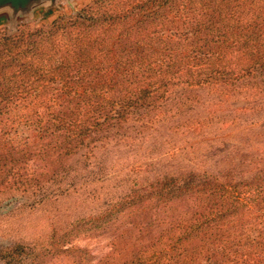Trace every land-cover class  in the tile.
<instances>
[{
	"label": "rangeland",
	"instance_id": "rangeland-1",
	"mask_svg": "<svg viewBox=\"0 0 264 264\" xmlns=\"http://www.w3.org/2000/svg\"><path fill=\"white\" fill-rule=\"evenodd\" d=\"M163 6L149 0H59L49 15L1 14L0 51L40 42L41 55L49 57L43 87L27 95L23 103L31 105L19 104L13 112L41 111L42 100L61 98L67 81L61 66L80 51L79 43L68 45V35L81 32L77 19L90 18L85 24H94L99 36L106 32L103 50L110 46L113 18L163 15L171 5ZM174 25L183 33L189 24ZM219 82L175 86L166 101L138 110L119 129L100 132L86 149L55 161H25L20 167L29 177L22 186L14 182L18 176L0 180V264H126L188 219L193 186L264 176V69ZM28 135L18 125L9 137ZM154 189L159 202L151 203ZM251 234L264 239V220L254 222ZM255 246L254 253L260 251Z\"/></svg>",
	"mask_w": 264,
	"mask_h": 264
},
{
	"label": "trees",
	"instance_id": "trees-1",
	"mask_svg": "<svg viewBox=\"0 0 264 264\" xmlns=\"http://www.w3.org/2000/svg\"><path fill=\"white\" fill-rule=\"evenodd\" d=\"M149 1L171 8L163 15L113 18L110 46L103 50L99 45L106 32L99 36L94 24H85L90 18L77 19L81 32L70 33L68 45L79 43L80 51L61 66V78L67 80L61 98L42 100L41 111L13 112L49 75L43 65L49 57L41 55L40 42L23 51H0L1 182L18 176L13 181L22 186L29 175L22 174L20 164L55 161L86 149L100 132L119 129L138 110L166 101L175 86L239 81L264 69V0ZM175 23L189 24L186 32ZM168 25L172 28L163 29ZM162 29L166 33L160 35ZM18 125L32 135L11 139ZM226 180L193 186L188 219L126 264H264V239L251 234L254 222L264 220V176ZM158 193L154 189L148 202H159ZM256 243L260 251L254 253Z\"/></svg>",
	"mask_w": 264,
	"mask_h": 264
},
{
	"label": "water",
	"instance_id": "water-1",
	"mask_svg": "<svg viewBox=\"0 0 264 264\" xmlns=\"http://www.w3.org/2000/svg\"><path fill=\"white\" fill-rule=\"evenodd\" d=\"M59 0H0V15L5 13L9 18L16 19L37 13L49 15L58 9Z\"/></svg>",
	"mask_w": 264,
	"mask_h": 264
}]
</instances>
